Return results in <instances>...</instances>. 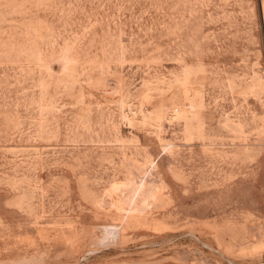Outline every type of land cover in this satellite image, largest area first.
Returning <instances> with one entry per match:
<instances>
[{
  "label": "rangeland",
  "instance_id": "1",
  "mask_svg": "<svg viewBox=\"0 0 264 264\" xmlns=\"http://www.w3.org/2000/svg\"><path fill=\"white\" fill-rule=\"evenodd\" d=\"M0 264H264V0H0Z\"/></svg>",
  "mask_w": 264,
  "mask_h": 264
}]
</instances>
